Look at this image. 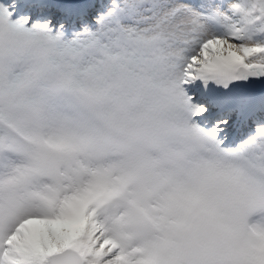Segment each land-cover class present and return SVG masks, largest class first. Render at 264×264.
<instances>
[{
  "label": "snow or ice",
  "instance_id": "obj_1",
  "mask_svg": "<svg viewBox=\"0 0 264 264\" xmlns=\"http://www.w3.org/2000/svg\"><path fill=\"white\" fill-rule=\"evenodd\" d=\"M0 264H264V0H0Z\"/></svg>",
  "mask_w": 264,
  "mask_h": 264
}]
</instances>
